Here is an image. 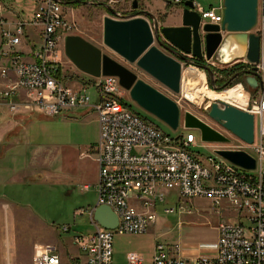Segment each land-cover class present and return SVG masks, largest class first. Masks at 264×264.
<instances>
[{
	"label": "built area",
	"instance_id": "2783aa9c",
	"mask_svg": "<svg viewBox=\"0 0 264 264\" xmlns=\"http://www.w3.org/2000/svg\"><path fill=\"white\" fill-rule=\"evenodd\" d=\"M182 1L169 0L168 3L175 5ZM32 2L34 12L30 18L12 21L3 18L0 3V124L10 120L18 123L20 121L16 119L23 120L33 113L54 117L81 108L94 111L99 128L95 152L98 165L96 205L109 206L118 218L114 229H105L93 220L90 211L94 231L74 235L75 255H66V259H62L52 247L35 245L32 264H115L112 259L113 233H144L156 220L160 206L173 197H177L178 203L164 206L166 214L184 209L181 198L208 199L217 212L223 208V203L231 208L232 218L218 222L217 239L209 245L214 248V253L202 251L192 257H183L178 245L155 242L150 257L130 251L122 264H264V0L257 2V21L249 31L260 37L258 63L250 64L242 56L225 59L224 34L213 56L204 59L210 69L236 62L246 63L247 69L256 67L258 86L254 91L242 81L220 90L212 88L216 91L237 88L241 92L242 103L227 104L253 115L254 141L247 144L237 138V142H231L227 129L206 122L228 141L215 144L214 156L204 158L191 150L197 147V139L209 143L200 139V132L196 136L194 129H185L182 121L181 125L187 131L170 137L123 104L125 90L116 76L88 75L90 79L80 89L66 85L58 75V48L73 26L65 11L72 7L74 0ZM194 9L200 15L201 25L221 24L222 14L217 12L222 9L221 3L207 9L194 3ZM147 20L153 29L157 20L149 17ZM160 41L167 44L158 32L155 42L166 51ZM172 56L181 62L182 71L186 65L205 77L206 70L194 63L191 54L180 52ZM211 77L214 79L213 72ZM89 86L94 88L93 100L85 92ZM182 86L181 74L180 93ZM209 103L204 109L207 110ZM218 149L247 152L255 159V168L248 170L231 163L216 154ZM87 188L85 185L84 189ZM69 229L67 225L61 228L63 231Z\"/></svg>",
	"mask_w": 264,
	"mask_h": 264
},
{
	"label": "rangeland",
	"instance_id": "374dc122",
	"mask_svg": "<svg viewBox=\"0 0 264 264\" xmlns=\"http://www.w3.org/2000/svg\"><path fill=\"white\" fill-rule=\"evenodd\" d=\"M168 1L137 0L138 7L134 9L133 0H76L74 7L65 11L67 20L73 23L66 35L81 36L103 53L134 70L138 78L172 98L178 104L180 113V123L175 130L140 108L130 99L128 91L123 92L124 101L131 105L133 110L170 137H176L187 131L181 125L185 111L205 122L220 126L207 116L209 105L213 101L207 102L206 97L188 99L182 91L178 94L170 92L135 64L128 63L112 52L102 41L105 16L124 19L141 15L147 19L146 15L140 14V9L145 8L161 25L180 24L179 4H169ZM191 1L205 9L217 7L222 2ZM0 3L4 8L2 15L5 14V8H10L19 14L16 18L22 19L31 17L32 12L28 11L34 6L32 0H0ZM217 12L221 13L220 10ZM155 45L161 47L158 42H155ZM58 55L63 82L75 89L84 88L86 84L81 83V80L87 82L90 78L80 72L65 56L64 41L59 45ZM233 64L235 63L217 65L213 69L231 67ZM186 68L185 65L184 69ZM207 74L206 71L205 77L202 74L207 89L221 92L210 89ZM225 91L233 103L243 102V95L237 88ZM85 92L90 100L95 98L92 86L85 88ZM207 103L209 104L206 110L204 108ZM219 106H222V103H219ZM16 120L20 122H10L0 127V264H32L34 246H49L48 244L56 246L61 252V258L66 259L63 253L76 254V246L72 244L74 235L94 231V225L86 211L94 206L97 200L93 186L97 175L94 157L99 139L96 113L81 108L68 115L45 117L33 113L23 120ZM193 132L196 136L199 135V131ZM227 135L231 142H237L238 137L230 131ZM215 144L219 143L204 144L197 139V147L191 150L202 158L214 156L212 150ZM85 184L89 186L87 190L84 189ZM177 203V197H173L160 206L156 220L144 233L114 232L113 262L124 263L126 254L130 251L141 253L148 258L155 242L170 246L176 244L183 257H192L215 243L219 221L232 218V215H218L205 198H181L183 210L170 214L163 212L164 206H175ZM29 213L34 215H28ZM65 225L70 226L69 231L61 230Z\"/></svg>",
	"mask_w": 264,
	"mask_h": 264
},
{
	"label": "water",
	"instance_id": "95a60500",
	"mask_svg": "<svg viewBox=\"0 0 264 264\" xmlns=\"http://www.w3.org/2000/svg\"><path fill=\"white\" fill-rule=\"evenodd\" d=\"M258 0H222L221 24L205 23L201 25L200 15L194 9L191 0H184L181 9V23L176 26H158L155 22L151 29L148 20L141 15L126 19L103 17V44L128 63L135 64L140 70L151 76L174 94L180 93L182 66L172 56L180 52L191 54L195 59H210L222 42H231L241 49L242 57L250 64L260 61V37L249 31L257 21ZM132 7H138L133 0ZM155 21L148 11H140ZM158 32L166 40L165 50L155 45ZM154 34V35H153ZM64 54L82 73L99 77L101 75L116 76L120 86L128 91L129 97L140 108L151 113L171 129L179 126V106L169 96L149 83L137 77L131 69L121 64L101 49L78 35H66L64 38ZM180 59L185 57L179 55ZM212 76L211 69L203 65ZM256 67L246 69L244 81L249 90L258 86ZM207 116L219 123L236 137L252 144L254 141V117L251 113L227 103L214 101L211 103ZM185 129L200 132V139L209 143H225L228 138L213 129L189 111L183 114ZM219 156L244 169L255 168V159L243 150L218 149ZM93 220L105 229H114L118 218L107 205H95L91 211Z\"/></svg>",
	"mask_w": 264,
	"mask_h": 264
},
{
	"label": "bare ground",
	"instance_id": "6f19581e",
	"mask_svg": "<svg viewBox=\"0 0 264 264\" xmlns=\"http://www.w3.org/2000/svg\"><path fill=\"white\" fill-rule=\"evenodd\" d=\"M225 45L231 49L233 56L235 55L233 49L235 50L236 55L242 54L241 49L235 47L231 42L227 41ZM201 73L202 72L189 67L182 71V93L185 97L188 99H202L206 97L207 102L217 101L219 103H233L230 101V96L225 90H221V92H213L208 90L202 76L203 73Z\"/></svg>",
	"mask_w": 264,
	"mask_h": 264
},
{
	"label": "trees",
	"instance_id": "16d2710c",
	"mask_svg": "<svg viewBox=\"0 0 264 264\" xmlns=\"http://www.w3.org/2000/svg\"><path fill=\"white\" fill-rule=\"evenodd\" d=\"M75 4H76V0H74L71 6L74 7ZM204 62H205L204 60H202V62H198L197 60L194 61V63L199 67H202L203 65H205ZM246 69H247V64L243 62H236L231 67H223L222 69H218V70H215L213 69V67H211V70L214 75V79L209 74H207L208 86L210 88H216L220 90L237 81H242L243 83H245L243 72ZM58 75L63 80V76L61 75L60 69L58 71ZM81 81H82L81 83H86L83 80ZM122 102L124 105L131 107L125 101L122 100Z\"/></svg>",
	"mask_w": 264,
	"mask_h": 264
},
{
	"label": "crops",
	"instance_id": "0c3cea01",
	"mask_svg": "<svg viewBox=\"0 0 264 264\" xmlns=\"http://www.w3.org/2000/svg\"><path fill=\"white\" fill-rule=\"evenodd\" d=\"M220 1H222V0H220ZM170 4V3H169ZM220 4V3H219ZM222 4V3H221ZM4 9V8H3ZM182 9V6H180V10ZM141 11L142 10H144V11H148L147 9H145V8H143V9H140ZM222 10V9H221ZM5 14L4 15H2L3 16V18L4 19H7V20H10V21H12V20H15V19H18V18H16L17 16H19V14H16V12L15 11H13L12 9H10V8H5ZM150 11H152V10H150ZM30 12H32V13H30ZM33 12H34V6L32 7V8H30L29 9V11H28V13H30L31 15L33 14ZM30 15V16H31ZM21 19V18H20ZM157 19V18H156ZM157 22H158V24H159V21L157 20ZM179 22H180V19H179ZM181 23V22H180ZM160 26H162V25H168V26H176V25H180V24H159ZM234 45V44H233ZM235 46V45H234ZM235 47H237V46H235ZM224 50L226 49V55H225V59H227V60H229V59H231L232 57H233V55H232V51H231V49H229L226 45H224L223 47H222ZM238 48V47H237ZM24 49L25 50H28V47H24ZM233 51H234V56H236V57H241V54H237L236 55V52H235V50L233 49ZM26 58L27 59H29V57L28 56H26ZM10 122H14V124H18L16 121H12V120H10V121H6V122H3L2 124H0V127H2V125H5V124H7V123H10ZM94 161H95V157H94ZM95 168H96V179H95V181H94V183H93V186H94V189H95V184H96V182H97V179H98V165H97V163H96V161H95ZM85 185H87V184H85ZM84 185V186H85ZM87 187L89 188V186L87 185ZM87 188V189H88ZM86 189V190H87ZM96 192V191H95ZM210 203V202H209ZM2 205H6V204H2ZM96 205V204H95ZM94 205V206H95ZM211 205V204H210ZM94 206H92L90 209H88L86 212H87V214L89 215V212L90 211H92V208L94 207ZM211 208H213V207H211ZM215 210V212H217L216 211V209H214ZM83 212H85V211H83ZM217 214L218 215H233V211L231 210V208L230 207H228V205L226 204V203H223V208L220 210V212H217ZM28 215H34V214H32V213H29ZM47 244V243H46ZM43 245V244H42ZM49 245V247H52L54 250H55V252H57L60 256H61V252L60 251H58V249L56 248V246H54V245H52V244H48ZM43 246H47V245H43ZM33 252H34V249H33ZM203 252L204 253H206V254H213L214 253V248L212 247V246H208V247H206L204 250H203ZM76 253H77V250H76ZM33 254V253H32ZM63 254H65V256L66 255H70L68 252H65V253H63Z\"/></svg>",
	"mask_w": 264,
	"mask_h": 264
},
{
	"label": "flooded vegetation",
	"instance_id": "af4514ba",
	"mask_svg": "<svg viewBox=\"0 0 264 264\" xmlns=\"http://www.w3.org/2000/svg\"><path fill=\"white\" fill-rule=\"evenodd\" d=\"M184 1V0H183ZM183 1L179 4V6H183ZM85 2V1H84ZM87 2V1H86ZM197 60L198 62H202L201 60H198V59H195Z\"/></svg>",
	"mask_w": 264,
	"mask_h": 264
}]
</instances>
